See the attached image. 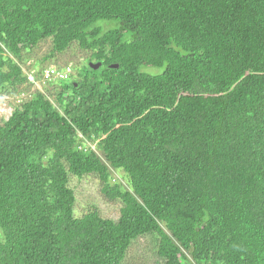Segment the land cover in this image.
<instances>
[{
  "label": "trees",
  "instance_id": "trees-1",
  "mask_svg": "<svg viewBox=\"0 0 264 264\" xmlns=\"http://www.w3.org/2000/svg\"><path fill=\"white\" fill-rule=\"evenodd\" d=\"M46 39L100 66L0 123V264H123L147 233L164 264H264V0H0V90ZM69 174L118 219L74 215Z\"/></svg>",
  "mask_w": 264,
  "mask_h": 264
},
{
  "label": "rangeland",
  "instance_id": "rangeland-1",
  "mask_svg": "<svg viewBox=\"0 0 264 264\" xmlns=\"http://www.w3.org/2000/svg\"><path fill=\"white\" fill-rule=\"evenodd\" d=\"M50 48L51 40L46 39L23 53L27 60L24 63H20L22 66L21 70L26 73L32 71L35 79L30 80L31 75L25 74L26 80L23 83H16L13 88L9 87L8 89L0 90V123L10 116L14 104L26 101L35 90L45 92L47 89L53 90V87L57 90L61 89L58 84L47 83L50 81H44L41 78L40 73L44 68L52 65L56 69H61L70 65L72 66V71L69 78L74 80L77 78L78 69L76 68L89 61L90 53L74 46L67 48L66 51L54 55L48 60H43V56L49 52ZM144 70L149 72L159 71V69L152 67H146ZM52 99L51 96L50 100ZM53 103L58 108L57 103L55 101ZM85 143L99 153L97 138L93 141L85 140ZM120 173L114 171L113 178L124 184V179ZM69 185L75 194L74 215L80 216L95 207L101 216L112 220L118 219L119 203L109 202L102 196L100 192L101 183L94 174L85 175L81 178L69 174ZM156 251V236L150 233L143 234L130 242L123 264H164V261L157 255Z\"/></svg>",
  "mask_w": 264,
  "mask_h": 264
},
{
  "label": "built area",
  "instance_id": "built-area-1",
  "mask_svg": "<svg viewBox=\"0 0 264 264\" xmlns=\"http://www.w3.org/2000/svg\"><path fill=\"white\" fill-rule=\"evenodd\" d=\"M28 63H29V61H28ZM21 68H22V66H21ZM69 70H70L69 65L67 67H65L63 70H58L51 65V66L46 67L42 70L41 78L44 81H52L54 79H63V78H66ZM24 73L26 75H29V76L31 75L30 80H33V78L35 79V77L32 74V71L30 73H28V72L27 73L24 72Z\"/></svg>",
  "mask_w": 264,
  "mask_h": 264
},
{
  "label": "water",
  "instance_id": "water-1",
  "mask_svg": "<svg viewBox=\"0 0 264 264\" xmlns=\"http://www.w3.org/2000/svg\"><path fill=\"white\" fill-rule=\"evenodd\" d=\"M89 66L93 67V68H98L100 66V62H96V63H93V62H89L88 63ZM111 67H117L118 65L117 64H110Z\"/></svg>",
  "mask_w": 264,
  "mask_h": 264
}]
</instances>
